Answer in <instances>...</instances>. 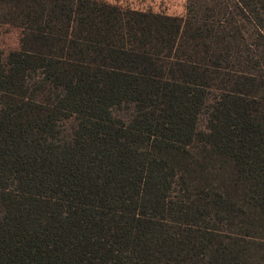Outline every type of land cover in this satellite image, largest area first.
<instances>
[{"label":"trees","instance_id":"16d2710c","mask_svg":"<svg viewBox=\"0 0 264 264\" xmlns=\"http://www.w3.org/2000/svg\"><path fill=\"white\" fill-rule=\"evenodd\" d=\"M0 264H264V0H0Z\"/></svg>","mask_w":264,"mask_h":264},{"label":"rangeland","instance_id":"374dc122","mask_svg":"<svg viewBox=\"0 0 264 264\" xmlns=\"http://www.w3.org/2000/svg\"><path fill=\"white\" fill-rule=\"evenodd\" d=\"M127 5L135 9L162 12L168 15H182L185 0H109ZM18 36L16 32H0V47L4 49H13L16 47Z\"/></svg>","mask_w":264,"mask_h":264}]
</instances>
